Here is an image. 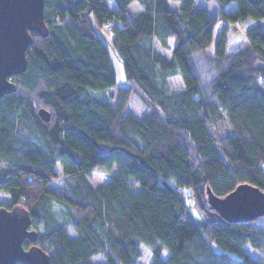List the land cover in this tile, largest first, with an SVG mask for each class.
Instances as JSON below:
<instances>
[{"label":"trees","instance_id":"obj_1","mask_svg":"<svg viewBox=\"0 0 264 264\" xmlns=\"http://www.w3.org/2000/svg\"><path fill=\"white\" fill-rule=\"evenodd\" d=\"M108 1L45 0L26 70L0 98V207L30 212L38 235L23 244L49 264H140L142 244L150 264H264V208L228 220L211 199L243 185L264 195V0H216L218 14ZM103 28L128 81L114 101L98 96L117 83ZM133 92L151 108L141 117L127 111ZM96 168L111 174L99 186Z\"/></svg>","mask_w":264,"mask_h":264},{"label":"water","instance_id":"obj_2","mask_svg":"<svg viewBox=\"0 0 264 264\" xmlns=\"http://www.w3.org/2000/svg\"><path fill=\"white\" fill-rule=\"evenodd\" d=\"M45 0H0V98L16 89V76L26 70L27 50L33 43L31 32L45 28ZM44 120L50 112L39 110ZM216 207L228 220H245L264 208L258 188L243 185L224 198H215ZM25 208L0 207V264H49L50 255L39 245L25 248V239L35 241L36 229Z\"/></svg>","mask_w":264,"mask_h":264},{"label":"rangeland","instance_id":"obj_3","mask_svg":"<svg viewBox=\"0 0 264 264\" xmlns=\"http://www.w3.org/2000/svg\"><path fill=\"white\" fill-rule=\"evenodd\" d=\"M181 3L178 0H170V6L172 8L175 9H179ZM138 6H141L139 3L137 2H133L130 6V10H138ZM235 6V3L231 4L230 6H228L226 9L227 10H231L233 7ZM110 7V5H109ZM112 7V5H111ZM198 8H206L208 9L212 14H218L220 11V6L217 3L216 0H195L194 3V9H198ZM248 25V24H247ZM246 25H234L233 27H235L236 29H241L239 30L240 32L244 30V27ZM220 31V24H217L216 28H215V32H214V41L218 35ZM100 34L102 35L105 43L107 44V47L109 49L111 58L113 60V64L115 67V72H116V78H117V83L111 87L109 90H107L105 92V94H99L98 96L102 95L105 96L106 99L110 100V101H114V96L111 97L112 93H116L118 87L123 86V85H128V81L126 79V75H125V71L122 65V62L119 58V56L117 55V52L114 51V47L112 45V35L108 32L105 31V28H103L102 30L99 31ZM233 32L232 34H234L235 36L233 37V40H231L233 43L234 42H240L244 36H242L239 32ZM170 45H173V41L172 39H169ZM158 47L161 49V47L158 45ZM214 50V44L212 43V45L209 47L208 51L210 53H212ZM165 53H167L168 55L171 54L170 49L164 50ZM180 78V79H179ZM182 81V85H181V81ZM171 85L174 88H180L184 86V82L181 76H175L172 77L170 79ZM151 108L143 101V99L141 98L140 94L138 92H133L132 96H131V100L129 102V105L127 107V111H130L132 113H134L136 116L141 117L145 112L149 111ZM160 110V109H159ZM161 111V110H160ZM162 113V112H161ZM219 130V128H218ZM58 175L61 176L62 175V171H61V167L57 166L56 168ZM111 177V174L108 172H105L101 169L96 168L93 171L92 177H91V183L93 186H99L100 184H102L103 182L107 181L109 178ZM185 196L188 200V202L190 204H193V201L191 199V196L189 194L190 190L186 189L185 190ZM3 198H6L8 200H10V196L7 193H2ZM55 205L57 208H59V206L61 207L60 204H58V202H55ZM193 212L196 216L200 217V212L198 211L197 208L193 207ZM141 248L143 250V257L140 259V264H150L152 261V251L150 249L149 246H147L146 244H142ZM245 250H247L253 257L259 259V260H263L262 254L261 252H259L258 250H255L254 248H252L249 245L245 246ZM164 256L166 257V254H164ZM108 261V258L105 254H98L92 257V262L94 264H104Z\"/></svg>","mask_w":264,"mask_h":264},{"label":"crops","instance_id":"obj_4","mask_svg":"<svg viewBox=\"0 0 264 264\" xmlns=\"http://www.w3.org/2000/svg\"><path fill=\"white\" fill-rule=\"evenodd\" d=\"M132 4V3H131ZM131 4L129 5V7L128 8H130V6H131ZM108 7H109V5H110V9H117L118 8V5H117V3L115 2V1H113V0H110V1H108ZM111 5H112V7H111ZM138 10H136V12H140V11H142V6H138V8H137ZM133 11H135V10H133ZM180 79V78H179ZM181 81V80H180ZM181 85H182V81H181ZM181 85H180V87H181ZM179 88V87H178Z\"/></svg>","mask_w":264,"mask_h":264}]
</instances>
